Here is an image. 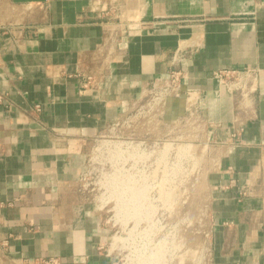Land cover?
<instances>
[{"label":"crops","instance_id":"1","mask_svg":"<svg viewBox=\"0 0 264 264\" xmlns=\"http://www.w3.org/2000/svg\"><path fill=\"white\" fill-rule=\"evenodd\" d=\"M4 1L0 264H118L82 184L89 153L180 68L178 51L180 105L196 106L214 157L211 264H264V0ZM120 16L127 30L108 43ZM225 69L254 70L253 92L224 90L213 73Z\"/></svg>","mask_w":264,"mask_h":264},{"label":"rangeland","instance_id":"2","mask_svg":"<svg viewBox=\"0 0 264 264\" xmlns=\"http://www.w3.org/2000/svg\"><path fill=\"white\" fill-rule=\"evenodd\" d=\"M6 8L0 0L2 20ZM183 102L170 115L157 105L135 110L90 150L82 184L103 214L118 264H211L214 157L205 124L180 109Z\"/></svg>","mask_w":264,"mask_h":264},{"label":"built area","instance_id":"3","mask_svg":"<svg viewBox=\"0 0 264 264\" xmlns=\"http://www.w3.org/2000/svg\"><path fill=\"white\" fill-rule=\"evenodd\" d=\"M113 2V0H111ZM108 14V11H105ZM128 24L126 20H122V16L118 18L117 26L119 29L111 28L109 29L108 36H106V41L110 43L114 40V38H119L118 32L121 31V34L127 30ZM113 34H111V33ZM124 32V33H123ZM121 35V36H123ZM186 60L185 54L183 51H178L174 55V64L176 66H180V68L176 67L175 69L171 70L169 76L165 80H156L153 84L148 88L144 96L141 98L139 102H137L131 112L128 114L130 115L132 112L137 110L138 112L146 109L147 107H155L156 105L160 108V110L167 112L170 115L169 108L172 106L174 102L178 101L180 104V97L183 96V79L185 78V67L184 62ZM256 72L251 69L245 70H236V69H225V70H218L213 73V79L224 88L230 94H241L247 95L249 92H253L254 88V81L256 79ZM93 82V78L89 77L88 81L84 84V88H88L91 86ZM182 98V97H181ZM146 102V104H145ZM192 101L188 102L187 105L184 107L180 106V109H184V111H193L192 113L198 114V110L194 104H191ZM191 104V106H190ZM189 106V107H188ZM40 110L39 107H37ZM166 109V110H164ZM174 110V109H173ZM169 112V113H168ZM200 117V115H199ZM201 118V117H200ZM126 121H124V124ZM116 124V123H115ZM119 124V122H117ZM114 125V124H113ZM128 144V143H126ZM245 195L244 193H241ZM23 264H62V261L58 257H47V258H38L33 260L24 261Z\"/></svg>","mask_w":264,"mask_h":264},{"label":"bare ground","instance_id":"4","mask_svg":"<svg viewBox=\"0 0 264 264\" xmlns=\"http://www.w3.org/2000/svg\"><path fill=\"white\" fill-rule=\"evenodd\" d=\"M17 11H18V10H17ZM17 11H16V12H17ZM183 101H184L183 103H185V104H186V101H185L184 99H183ZM109 198H111V197H109ZM125 242H126V241H125Z\"/></svg>","mask_w":264,"mask_h":264}]
</instances>
